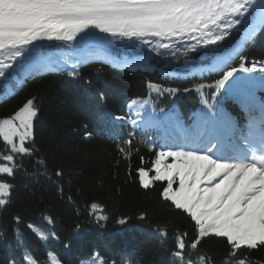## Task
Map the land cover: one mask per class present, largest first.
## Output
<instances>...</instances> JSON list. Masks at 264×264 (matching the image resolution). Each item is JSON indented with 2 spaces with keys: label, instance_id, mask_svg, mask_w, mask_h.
Returning a JSON list of instances; mask_svg holds the SVG:
<instances>
[{
  "label": "snow or ice",
  "instance_id": "1",
  "mask_svg": "<svg viewBox=\"0 0 264 264\" xmlns=\"http://www.w3.org/2000/svg\"><path fill=\"white\" fill-rule=\"evenodd\" d=\"M96 30L112 41L98 39ZM261 31H264V0H0V80L7 81L8 70L14 65L27 66L29 76L66 72L74 78L82 64L92 62L74 44L97 43L107 49L113 41L134 40L158 56L175 55L179 51L177 45L185 47V55L202 48L214 56L211 71L218 73L219 78L211 84L195 85L208 111L197 116L194 129L174 124L172 133L165 136L172 144L167 150L154 153L150 168L143 167L145 159L141 156L135 180L143 190L160 182L162 200L193 222L195 236L190 244L186 243L188 233H175V250L170 254L169 264H192L191 259H185L186 248L195 250L210 236L225 240L231 264H250L240 254L264 248V104L259 106V116H256L254 104L241 103L248 114V123L242 129L232 118L215 113L202 90L218 91L227 85L243 92L251 83L250 74L257 71L264 74V62L248 66L244 54ZM234 34H240L241 38L229 47L228 38ZM42 41L67 45L72 51L65 53L61 49L57 59L51 55L42 58L38 43ZM236 61L238 66H234ZM102 62L107 64L112 60L105 57ZM238 73L249 75L237 76ZM146 87L148 99H133L129 104L137 115L144 105L152 102V93L174 95L180 91L151 80ZM215 95L214 92L211 99ZM38 111L37 100L32 97L12 115L0 119V139L7 148V154L0 155V177H13L22 166V160L18 162L17 157L33 155ZM106 116L105 113L101 118ZM115 119L126 118L116 116ZM130 123L133 128L139 126L135 119ZM91 136V132L86 133V137ZM133 139L134 133L130 132L117 145L129 164L130 176ZM55 175L62 173L57 171ZM13 187L12 183L0 179V209L10 203ZM89 207L97 223L108 220L103 206L91 203ZM14 219L21 222L19 216ZM44 219L53 224L51 217ZM126 222V219L117 221L121 225ZM27 228L41 241L58 239L54 231L34 223H28ZM159 236L166 238L168 233L160 229ZM17 241L22 252L21 264H38L24 248L19 232ZM47 264H62V260L49 251ZM83 264H105V261L97 254ZM200 264H206L204 257L200 258Z\"/></svg>",
  "mask_w": 264,
  "mask_h": 264
},
{
  "label": "trees",
  "instance_id": "2",
  "mask_svg": "<svg viewBox=\"0 0 264 264\" xmlns=\"http://www.w3.org/2000/svg\"><path fill=\"white\" fill-rule=\"evenodd\" d=\"M235 36L228 38L229 42ZM184 53L177 51L175 55L158 58V66L168 70L197 61L195 53ZM244 54L248 66L264 62V31L248 44ZM19 70L15 65L7 76ZM78 72L74 78L67 74L35 78L15 95L0 101V119L12 115L28 98L35 97L39 109L34 123L33 155L17 157L22 166L14 176L0 177L14 185L10 203L0 209V264H13V260L21 264L17 232L38 264H47L49 251L57 254L62 264H83L97 254L105 264H169L175 250V233H188L186 243L190 244L195 230L186 214L162 200L160 182L149 190L141 189L136 182L140 157L145 159L143 167L150 168L158 151L150 144V126L155 119L143 118L144 112L150 115L144 106L140 109L143 113L137 115L129 104L133 99L147 98L145 87L151 80L178 88L182 95H159L155 109L191 122L208 111L195 85L211 84L218 78L198 73L173 78L158 72L130 73L97 64L82 67ZM252 74L264 78L258 71ZM185 88L190 91L185 92ZM205 95L214 112L216 107L226 108L223 95L216 94L214 100L210 94ZM105 113L107 116L102 119ZM116 116L126 119L116 120ZM140 118L143 121L133 128L130 121ZM88 132L91 137H86ZM130 132L134 133L131 176L129 164L117 148ZM3 154H7V148L0 140V155ZM57 171L62 175H55ZM91 203L103 206L107 221L96 222L90 214ZM17 216L20 223L14 219ZM44 217H51L53 224L49 225ZM119 219L127 222L118 224ZM28 223L54 231L58 239L39 240L27 228ZM160 229L168 233L166 238L159 236ZM228 251L223 238L208 237L197 249L186 248L185 259H191L192 264H200L201 257L206 264H231ZM240 255L246 256L250 264H264V248Z\"/></svg>",
  "mask_w": 264,
  "mask_h": 264
},
{
  "label": "rangeland",
  "instance_id": "3",
  "mask_svg": "<svg viewBox=\"0 0 264 264\" xmlns=\"http://www.w3.org/2000/svg\"><path fill=\"white\" fill-rule=\"evenodd\" d=\"M79 40V37L77 38ZM108 41H112L111 38L109 39H106ZM44 44H49V45H53L55 46L54 48H58L57 50H63L65 53L67 52H71L72 51V48H69L67 45H63V44H58L56 42H50V43H43L40 45V49H43L44 47L42 45ZM92 45H98L97 43H91L87 46H82L80 44H74V47L80 52L82 50V48H87L89 46H92ZM45 46V45H44ZM47 46V45H46ZM182 47L183 45H177V47ZM43 47V48H41ZM51 47V46H50ZM184 47V46H183ZM108 48H119V49H122V50H131V49H143V50H149L148 48H146L144 45L140 44L139 41H129V40H123V41H120V40H117V41H113L110 45V47ZM69 49V50H68ZM200 50H203L202 48H198ZM51 48L47 51H50ZM57 54V53H56ZM42 55V54H41ZM44 56V55H43ZM45 58V57H44Z\"/></svg>",
  "mask_w": 264,
  "mask_h": 264
},
{
  "label": "bare ground",
  "instance_id": "4",
  "mask_svg": "<svg viewBox=\"0 0 264 264\" xmlns=\"http://www.w3.org/2000/svg\"><path fill=\"white\" fill-rule=\"evenodd\" d=\"M96 37L98 38V39H101V38H103V39H109V38H111V37H109V36H106V34H103V33H100L98 30H96ZM112 39V38H111ZM39 43V45H41V44H43V43H50V42H47V41H42V42H38ZM52 43V42H51ZM57 43V42H56ZM192 43H195V41H192ZM51 47H55V46H53V45H51ZM96 47H97V49L95 50V51H93V52H87V51H81V53L84 55V56H87L88 55V53H94V55L96 56V57H101V58H105V57H107V58H109V59H111V56H110V54L108 53V52H106L103 48H101V47H99L98 45H96ZM52 49V48H51ZM50 56V55H49ZM48 56V57H49ZM52 57H53V59H57L56 58V54L54 55H51ZM214 63H215V61H214ZM24 74H25V76H27V77H30L27 73H28V68H26V70L23 72ZM32 78H34V75L32 76ZM31 78V79H32ZM3 94L4 95H7L6 93H4L3 92V90L1 89L0 90V98L3 96Z\"/></svg>",
  "mask_w": 264,
  "mask_h": 264
}]
</instances>
